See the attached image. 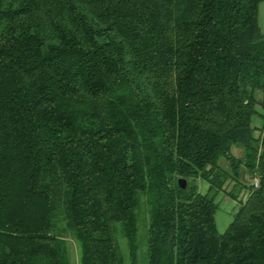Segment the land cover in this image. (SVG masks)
Instances as JSON below:
<instances>
[{"label": "trees", "instance_id": "1", "mask_svg": "<svg viewBox=\"0 0 264 264\" xmlns=\"http://www.w3.org/2000/svg\"><path fill=\"white\" fill-rule=\"evenodd\" d=\"M262 4L0 0V264H264Z\"/></svg>", "mask_w": 264, "mask_h": 264}, {"label": "rangeland", "instance_id": "2", "mask_svg": "<svg viewBox=\"0 0 264 264\" xmlns=\"http://www.w3.org/2000/svg\"><path fill=\"white\" fill-rule=\"evenodd\" d=\"M260 24L264 32V4L260 6ZM234 154L236 156H242V151L235 149ZM222 166L224 168H228V163L226 161L222 162ZM248 185H252V180L250 177L248 178ZM200 191L202 193H206L208 190L207 188H204L203 185L208 184L206 182L200 181ZM216 202L219 203V210L216 214V219H217V225L218 229L221 233H224L230 223L234 219V215L236 212V209L238 207V204L231 198L229 195L226 193L218 195L216 198ZM143 219L140 222V228H139V233H138V244L136 248V253H135V260L132 261L130 259V254H131V248L128 245V242L126 238L123 236V234L119 231L118 237L121 242L122 250L126 258V264H147L148 258H147V232L145 230L146 228V221H147V213L143 214ZM69 248H70V253H71V258H72V263L73 264H81V250L79 244L74 240V239H69Z\"/></svg>", "mask_w": 264, "mask_h": 264}, {"label": "water", "instance_id": "3", "mask_svg": "<svg viewBox=\"0 0 264 264\" xmlns=\"http://www.w3.org/2000/svg\"><path fill=\"white\" fill-rule=\"evenodd\" d=\"M179 186L183 189L186 190L188 188V182L186 179H180L179 180Z\"/></svg>", "mask_w": 264, "mask_h": 264}, {"label": "built area", "instance_id": "4", "mask_svg": "<svg viewBox=\"0 0 264 264\" xmlns=\"http://www.w3.org/2000/svg\"><path fill=\"white\" fill-rule=\"evenodd\" d=\"M259 187V181H255V188Z\"/></svg>", "mask_w": 264, "mask_h": 264}, {"label": "crops", "instance_id": "5", "mask_svg": "<svg viewBox=\"0 0 264 264\" xmlns=\"http://www.w3.org/2000/svg\"><path fill=\"white\" fill-rule=\"evenodd\" d=\"M204 186V188H207V190L209 189V185L207 186V185H203Z\"/></svg>", "mask_w": 264, "mask_h": 264}]
</instances>
